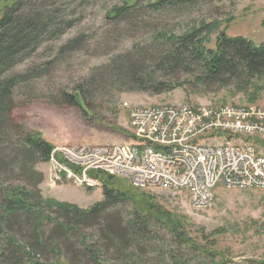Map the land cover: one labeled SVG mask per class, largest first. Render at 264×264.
Wrapping results in <instances>:
<instances>
[{
	"label": "trees",
	"instance_id": "trees-1",
	"mask_svg": "<svg viewBox=\"0 0 264 264\" xmlns=\"http://www.w3.org/2000/svg\"><path fill=\"white\" fill-rule=\"evenodd\" d=\"M141 1L130 3L128 0L116 6L106 19L112 22L135 19L140 14ZM197 1L145 0L143 6L158 12ZM61 5V0H8L0 16V264H68L71 258L64 252L59 256L58 243L70 234L81 238L84 251L80 254L84 258H87L85 253L88 254L91 262L96 264H110L106 258H99L101 252L105 254L104 247L114 248L123 255L119 264H154L143 258L149 254L150 248L145 245L148 240L149 244L153 243L151 252L158 256L156 264H162L161 250H157L159 243L153 238L161 232L166 235L170 249L165 263L183 264L186 252L193 251L204 255L210 264H227L226 256L216 249H206L191 234L186 216L168 210L153 195L130 184L124 185L123 180L113 176L92 174L102 183L104 200L88 209L52 197H42L38 186L43 175L35 171V164L48 163L54 146L39 133L21 129L11 115L17 90L32 86L44 76L46 69L34 67L18 74H11V71L34 57L46 43L60 40L77 25L78 20L65 17L67 10ZM214 35V48H209ZM86 41L81 35L73 38L59 47L58 56L80 51ZM53 64L54 61L49 62L45 68ZM181 74H194L197 76L195 82L205 86H226L236 80L246 93L248 104H255L264 94V43L257 45L241 36H229L221 21L202 22L181 35L157 33L150 45H134L129 51L114 56L107 64L93 68L74 91L63 92L61 100L83 108L88 106L87 101L93 93L102 96L108 89L115 91L112 93L114 96L127 93L162 95L184 87L185 82L179 81ZM190 80L193 81L192 78ZM12 134L15 139L11 138ZM28 175H37L39 180L34 185L25 180L21 185H5L8 178L19 180L20 176ZM125 199L132 201V210L122 224L108 211ZM51 211L55 212V217L50 215ZM54 223L57 224L55 231L46 237L45 228ZM6 224L17 230L7 233ZM87 226L99 230L101 245L88 244L92 236L87 237L82 229ZM223 231L216 230L205 239L216 242ZM23 234H26V240H22ZM130 241H135L137 247L142 246L144 255L129 253ZM66 247L70 252L72 246L66 244ZM43 253L59 257L53 263H43L37 258Z\"/></svg>",
	"mask_w": 264,
	"mask_h": 264
},
{
	"label": "rangeland",
	"instance_id": "rangeland-1",
	"mask_svg": "<svg viewBox=\"0 0 264 264\" xmlns=\"http://www.w3.org/2000/svg\"><path fill=\"white\" fill-rule=\"evenodd\" d=\"M7 1L0 0V16ZM61 1V6L67 10L65 17L78 20L77 25L68 30L60 40L46 43L34 57L11 71V74H18L34 67L43 71L46 69L44 76L33 82L32 86L20 88L16 92L11 119L21 129L23 127L27 131L39 133L53 146L116 145L131 140L128 126L130 110L124 106L125 103L132 107L249 105L246 93L236 80L228 82L226 86H205L195 82L197 76L194 74H181L179 81L185 82L183 88L157 96L147 93L114 96L112 93L115 91L111 89L104 91L102 96L95 92L87 101L88 106L83 108L66 104L61 100V95L65 91H74L93 68L107 64L114 56L129 51L134 45H150L157 33L181 35L202 22L221 21L229 36H241L261 45L264 43V0H198L191 5L171 7L158 12L144 7L145 0H142L138 17L118 22L109 21L106 16L116 6H121L128 0ZM134 1L130 0V3ZM80 35L87 40L80 51L58 56L59 47ZM215 38V35L212 36L213 42L208 45L209 48H214ZM52 61L54 64L45 68ZM190 78L193 79L192 82ZM253 105L264 107V94ZM18 127L16 130L19 132ZM15 137L11 135V138ZM35 171L43 175V181L38 186L43 198L52 197L57 201L75 204L81 209H88L104 200L103 187L89 189L72 183L50 187L48 163L35 164ZM24 180L34 185L39 177L28 175L20 176L19 180L8 178L5 185H21ZM123 181L128 186L129 183ZM140 190L153 195L168 210L186 216L191 225V234L206 249H216L226 256L227 264H264V190H226L219 186L214 190V199L208 207H197L192 195L185 189L150 187ZM131 203L130 199H125L123 203L111 208L108 214L114 219L116 215L123 224L132 210ZM50 215L56 216L52 211ZM59 221L62 222L63 219L60 218ZM56 226L55 223L49 224L45 228V236L50 237ZM82 229L87 237L95 239H89V245L102 244L99 230L95 231L90 226ZM219 229L224 231L216 242L205 239ZM15 230L17 229L12 225L6 224L7 233ZM65 237L66 240L58 243L61 252L59 256L62 252L68 254L71 258L68 264H96L91 262L88 254L85 253L87 258L80 254L84 251V246L79 236L70 234ZM26 238V234H23L22 240ZM153 238L159 243L157 250H161L162 264H168L165 259L170 249L166 235L161 232ZM66 244L73 247L70 252L67 251ZM136 244L135 241H130L128 252L142 255L144 248L137 247ZM152 244H149V240L145 242L150 249L147 251L149 254L143 258L156 264L158 256L151 252ZM103 251L105 254L101 252L99 258H106L110 264L121 263L123 255L114 248L104 247ZM185 255L183 264H210L200 252L187 251ZM59 256L43 253L37 258L43 263H53Z\"/></svg>",
	"mask_w": 264,
	"mask_h": 264
},
{
	"label": "built area",
	"instance_id": "built-area-1",
	"mask_svg": "<svg viewBox=\"0 0 264 264\" xmlns=\"http://www.w3.org/2000/svg\"><path fill=\"white\" fill-rule=\"evenodd\" d=\"M133 141L99 146H57L50 154V184L96 182L110 175L133 187L186 189L198 207L213 190L264 189V107L129 106Z\"/></svg>",
	"mask_w": 264,
	"mask_h": 264
},
{
	"label": "bare ground",
	"instance_id": "bare-ground-1",
	"mask_svg": "<svg viewBox=\"0 0 264 264\" xmlns=\"http://www.w3.org/2000/svg\"><path fill=\"white\" fill-rule=\"evenodd\" d=\"M50 166H53V158L49 159ZM86 186V181H84L83 177H76V186ZM87 187L96 188V182H87ZM222 187L230 190V184H222Z\"/></svg>",
	"mask_w": 264,
	"mask_h": 264
}]
</instances>
